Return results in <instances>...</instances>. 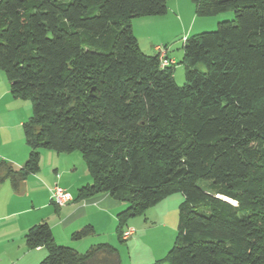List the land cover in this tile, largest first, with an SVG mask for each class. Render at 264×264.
Returning a JSON list of instances; mask_svg holds the SVG:
<instances>
[{"label":"trees","instance_id":"16d2710c","mask_svg":"<svg viewBox=\"0 0 264 264\" xmlns=\"http://www.w3.org/2000/svg\"><path fill=\"white\" fill-rule=\"evenodd\" d=\"M167 1L0 0V70L32 110L28 157L19 169L0 160V181L17 189L38 171L40 149L77 151L91 180L75 198L123 202L118 237L130 217L182 194L174 244L152 264H264V0H191L196 15L233 19L183 39L182 85L131 26ZM24 241L45 248L38 264L120 262L106 242L84 252L57 244L46 222Z\"/></svg>","mask_w":264,"mask_h":264},{"label":"crops","instance_id":"0c3cea01","mask_svg":"<svg viewBox=\"0 0 264 264\" xmlns=\"http://www.w3.org/2000/svg\"><path fill=\"white\" fill-rule=\"evenodd\" d=\"M170 2L173 5L167 6L168 11H173V8L180 11L177 0ZM189 2L186 5L188 11L189 5L192 4L191 0ZM158 18L161 17L134 19L136 21ZM131 26L140 49L144 48L145 50H141L147 54H156V47L161 44L147 39L141 46L133 19ZM184 37L186 36H183L182 40ZM171 47L164 48L166 56L174 60ZM29 115L26 101L12 97L9 82L4 72L0 70V160L8 162L15 169L21 168L28 157L29 149L24 139L22 123ZM76 154L40 149L38 171L28 174L19 182L17 189L12 187L8 179L0 181V264H38L45 257L44 247L28 249L24 241L27 229L41 222H46L50 226L57 244L70 246L80 252L91 244L106 242L117 248L119 263L122 262V253L117 241L128 239L135 241L136 235L135 230L126 239L117 235L116 214L125 207V204L106 193L95 194L85 199L75 198L77 188L91 180L86 169L81 166L83 164L81 156ZM78 165L82 168H78ZM54 184L68 190L72 200L63 206H56L51 201L49 191ZM85 225H91L94 232L75 241L72 233ZM129 227L132 225L125 226L123 230Z\"/></svg>","mask_w":264,"mask_h":264},{"label":"rangeland","instance_id":"374dc122","mask_svg":"<svg viewBox=\"0 0 264 264\" xmlns=\"http://www.w3.org/2000/svg\"><path fill=\"white\" fill-rule=\"evenodd\" d=\"M170 1L171 0L167 1L166 7L173 5ZM177 1L181 8L180 11H176L174 8L172 9L174 12L166 9L163 14L157 16H140L161 18L136 21L133 19V21L135 23L136 32L139 36L141 46L147 42V39L150 41L154 40L155 43H159L161 44V47H166L167 49L172 46L171 51L175 58V62L172 65L173 78L177 85H182L185 82V65L182 63V37H189L199 32L215 30L218 22L233 19V11L226 10L208 16L196 15L193 4L189 5L188 11L186 5L190 3V0ZM142 50L145 49L143 48ZM194 68L199 71H204L205 69L202 63L195 64ZM24 101H26L28 111H30L31 114L32 110L30 101L28 99H25ZM74 153L80 155L77 151H74ZM81 163H83L81 166L83 165L82 167L85 168L82 160ZM78 166V168H82L80 165ZM206 184L207 182L203 180L198 182V185L202 188H206ZM183 199L182 194L179 192L169 194L152 207L146 209L143 213L137 214L128 219L126 226L132 225V227L129 228H132L133 232L135 230V241L128 239L126 241L123 240L122 242H118L116 240L122 253V262L119 264H152L159 262L165 256L166 252L174 244L177 230L178 205ZM105 237H107V234ZM74 240L77 241L76 239ZM132 247H134V249H131ZM84 251L85 249L80 252Z\"/></svg>","mask_w":264,"mask_h":264},{"label":"built area","instance_id":"2783aa9c","mask_svg":"<svg viewBox=\"0 0 264 264\" xmlns=\"http://www.w3.org/2000/svg\"><path fill=\"white\" fill-rule=\"evenodd\" d=\"M156 50H157V53H158V59H159V63H160L161 67L170 66V65L174 64V60L173 59H169L166 56V51H165L164 47L157 46ZM49 191H50L51 201L56 206H63L66 203H68L70 200H72V195L70 194V192L68 190H66L65 188L61 187L58 184H54L49 189ZM132 233H133V229L132 228H126L125 230L122 231L121 237L123 239H126Z\"/></svg>","mask_w":264,"mask_h":264},{"label":"bare ground","instance_id":"6f19581e","mask_svg":"<svg viewBox=\"0 0 264 264\" xmlns=\"http://www.w3.org/2000/svg\"><path fill=\"white\" fill-rule=\"evenodd\" d=\"M224 199L229 200V199H227V198H225V197H224Z\"/></svg>","mask_w":264,"mask_h":264}]
</instances>
